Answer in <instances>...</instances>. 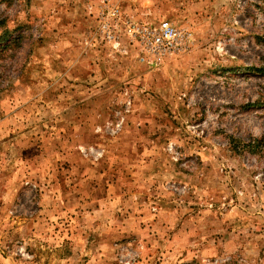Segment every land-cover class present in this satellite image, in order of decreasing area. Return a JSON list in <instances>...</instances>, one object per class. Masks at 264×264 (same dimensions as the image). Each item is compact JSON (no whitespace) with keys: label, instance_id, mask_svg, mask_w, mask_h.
<instances>
[{"label":"rangeland","instance_id":"374dc122","mask_svg":"<svg viewBox=\"0 0 264 264\" xmlns=\"http://www.w3.org/2000/svg\"><path fill=\"white\" fill-rule=\"evenodd\" d=\"M0 264H264V0H0Z\"/></svg>","mask_w":264,"mask_h":264},{"label":"built area","instance_id":"2783aa9c","mask_svg":"<svg viewBox=\"0 0 264 264\" xmlns=\"http://www.w3.org/2000/svg\"><path fill=\"white\" fill-rule=\"evenodd\" d=\"M114 13L117 14V11H112L113 16ZM125 24L124 31L128 38L137 44L141 52L156 58L174 54L183 40V35L167 22H162L157 27L136 22ZM104 31L109 38H114L112 26L106 27Z\"/></svg>","mask_w":264,"mask_h":264},{"label":"trees","instance_id":"16d2710c","mask_svg":"<svg viewBox=\"0 0 264 264\" xmlns=\"http://www.w3.org/2000/svg\"><path fill=\"white\" fill-rule=\"evenodd\" d=\"M260 143H261V140H260V141H257L256 144L247 143V144H244V148L254 150V149H257V147H258V145H259ZM255 147H256V148H255Z\"/></svg>","mask_w":264,"mask_h":264}]
</instances>
